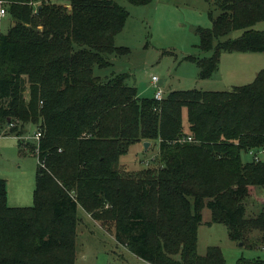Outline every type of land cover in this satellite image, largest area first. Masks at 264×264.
Returning a JSON list of instances; mask_svg holds the SVG:
<instances>
[{"label":"trees","instance_id":"obj_1","mask_svg":"<svg viewBox=\"0 0 264 264\" xmlns=\"http://www.w3.org/2000/svg\"><path fill=\"white\" fill-rule=\"evenodd\" d=\"M1 2L14 24L0 35V134L18 139L38 167L32 207H9L0 179V264H76L79 207L100 224L113 223L117 242L150 264H225L218 246L198 254L205 209L208 224L225 225L232 241L264 247V209L247 216L251 191L264 188V161L242 160L243 152L264 148V70L229 91L141 97L126 74L95 75L130 53L115 44L129 18L123 6ZM216 4L212 28L196 30L200 51L212 56L188 57L202 79L219 68L223 53H264V31L255 29L264 22V0ZM233 31L243 33L220 41ZM36 133L39 141H24ZM144 142L158 143L157 168L121 176L120 158Z\"/></svg>","mask_w":264,"mask_h":264},{"label":"rangeland","instance_id":"obj_2","mask_svg":"<svg viewBox=\"0 0 264 264\" xmlns=\"http://www.w3.org/2000/svg\"><path fill=\"white\" fill-rule=\"evenodd\" d=\"M113 1L129 13L123 31L115 38V44L129 48L130 53L126 57L114 59V66L111 68H96V76L106 78L113 74H126L127 83L136 87L139 95L145 98L154 97L156 88L152 83L153 77L160 81L158 84L164 96L172 91L182 90L229 91L235 86L249 84L256 79L258 72H250V79L236 80L237 73L229 67L231 60L222 64L221 59L229 53L221 54L219 68L211 77L205 79L199 76L200 67L188 59L212 56V52L200 51L196 30L212 28L209 13L212 11L215 17L220 15L217 0H212L211 3L204 0H153L151 4L139 7L133 6L127 0ZM13 24L7 17L0 25L1 33L6 34ZM255 29L264 31V22L256 25ZM242 33L233 31L220 41L237 39ZM247 55L260 61L259 72L264 70V53ZM239 80L243 83H238ZM184 120L186 124V111ZM34 131V128L30 129L32 134ZM2 135L0 134V179L5 180L7 184L8 206L32 207L38 159L35 155L21 153L14 137ZM28 137L31 138L23 137L25 142L36 141L32 138L33 135ZM158 152V143H153L148 151L142 143L133 144L120 158L117 169L124 177L135 176L147 169H156ZM242 160L253 161L248 152L242 153ZM263 201L264 188H254L247 200V216H255L264 209ZM78 216L81 221L77 230L76 264H150L116 243L113 223L100 224L88 217V213L81 207L78 209ZM210 220L211 212L205 209L198 231L199 255L204 256L209 247L218 246L223 251L225 264H236L241 258H259L264 261L263 247L250 249L232 241L225 225H209L207 222Z\"/></svg>","mask_w":264,"mask_h":264},{"label":"crops","instance_id":"obj_3","mask_svg":"<svg viewBox=\"0 0 264 264\" xmlns=\"http://www.w3.org/2000/svg\"><path fill=\"white\" fill-rule=\"evenodd\" d=\"M52 1H54L55 3H58V4H61L62 3V0H52ZM66 6H67V8H70L69 5H66ZM6 18H7V16L4 17L0 21V25L3 23V21ZM0 31H1V29H0ZM221 60H222V64L226 60H231V64L229 65V67H230V70H232L235 73H237L238 78H235L236 80H238V79H250L249 73L250 72L257 73V72H259L258 69H260L259 68L260 61L258 59L253 58V57H249V55H247V54H237V53H235V54H226ZM159 83H160V81H159ZM238 83H243V82H242V80H239ZM245 85H247V84H245ZM241 86H243V85H241ZM235 87H237V86H235ZM16 141L18 143V139H16ZM144 143H142V144L144 145ZM152 145H153V143H150V146L148 147V149H150L152 147ZM148 149H147V151H148ZM88 217H90L92 220H94L89 214H88ZM210 221H208L207 223H210ZM114 239H115L116 243H118L117 240H116V238H114Z\"/></svg>","mask_w":264,"mask_h":264},{"label":"built area","instance_id":"obj_4","mask_svg":"<svg viewBox=\"0 0 264 264\" xmlns=\"http://www.w3.org/2000/svg\"><path fill=\"white\" fill-rule=\"evenodd\" d=\"M0 5H1V8H0V21H1L4 17L7 16V12H6L5 8L2 6V2L0 3ZM0 35H1V31H0ZM158 82H159V80L157 77L152 78L153 86L156 88V91L154 93V99H156L157 101H162L164 98V92L160 88ZM26 138H31V137H26ZM32 138L35 139L36 141H39L41 138V133H36L35 135H33ZM187 140L192 141V138L189 137ZM182 141H185V139H183ZM248 153L250 154V156H252V159L254 162L259 163L261 161H264V148H262V149H251L248 151ZM263 249H264V247H263Z\"/></svg>","mask_w":264,"mask_h":264},{"label":"water","instance_id":"obj_5","mask_svg":"<svg viewBox=\"0 0 264 264\" xmlns=\"http://www.w3.org/2000/svg\"><path fill=\"white\" fill-rule=\"evenodd\" d=\"M149 146H150V143L149 142H145L144 143L145 150H147Z\"/></svg>","mask_w":264,"mask_h":264}]
</instances>
